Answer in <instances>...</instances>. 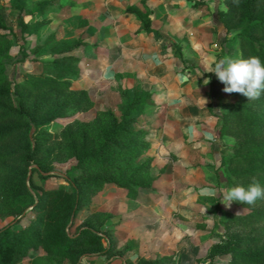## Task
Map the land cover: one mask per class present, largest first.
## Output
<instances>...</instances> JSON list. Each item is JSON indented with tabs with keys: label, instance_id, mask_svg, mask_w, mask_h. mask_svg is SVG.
I'll return each instance as SVG.
<instances>
[{
	"label": "rangeland",
	"instance_id": "rangeland-1",
	"mask_svg": "<svg viewBox=\"0 0 264 264\" xmlns=\"http://www.w3.org/2000/svg\"><path fill=\"white\" fill-rule=\"evenodd\" d=\"M21 2L0 0V15L12 30L7 34L14 61L8 75L18 80L38 70V60L48 58L54 42L80 38L71 50L77 59L70 81L71 86L85 89L88 103L45 122V129L53 133L46 156L24 159L34 136L32 126L22 129L9 145H0V152L17 148L13 157L0 158V226L31 223L36 214L25 203L36 200L37 192L59 185L71 190L70 180L80 182L93 173V164L84 170L75 165L61 130L75 121L101 119L107 110L118 115L126 96L139 89L149 90L151 96L133 125L146 130L148 147L131 162L149 157L150 163L146 186L130 188L134 197L110 181L92 192L79 188L88 199L69 214L64 230L74 234L87 227L100 237L97 250L81 243L73 248V258L64 259L37 245L14 264H205L217 247L242 236L227 216L248 209L236 201L226 209L219 202L221 189L233 187L221 160L231 154L234 138L212 128L223 103L234 96L225 93L224 85L209 72L217 59L237 56V28L225 32L216 17L215 10L225 8L223 0H103L92 12L103 16L105 25L65 24L51 29L44 24L33 34L26 28L23 37L17 24ZM140 12L148 14L154 27L148 34ZM52 30L56 36L42 45L41 53L33 54ZM18 45L27 53L22 61ZM205 79L210 81L207 85ZM154 105L156 110L149 111ZM74 133L75 137L78 132ZM210 143L219 146V173L201 164ZM22 180L27 191L22 190ZM204 189H214L216 195L205 196ZM216 258L227 260L229 255Z\"/></svg>",
	"mask_w": 264,
	"mask_h": 264
},
{
	"label": "trees",
	"instance_id": "trees-1",
	"mask_svg": "<svg viewBox=\"0 0 264 264\" xmlns=\"http://www.w3.org/2000/svg\"><path fill=\"white\" fill-rule=\"evenodd\" d=\"M29 3L35 4L34 8ZM223 3L228 11L217 8L215 13L225 32L237 28L235 58L256 56L264 63V0H239L238 6L232 0H223ZM21 7L17 24L23 37L26 28L30 27L33 34L47 23L46 14L57 11L59 4L56 0H25ZM140 19L145 32L153 29L146 12H140ZM0 29V145H9L22 129L32 126L34 136L24 159L28 161L40 154L46 156L51 149L47 145L52 142L53 133L45 129V122L63 115L69 108L88 103L85 89L71 86L70 81L76 74L72 63L77 59L71 50L81 40L54 42L48 49V58L38 60V70L15 80L8 75L14 61L7 34L12 30L1 15ZM52 36H56L53 30L45 35L33 54L41 53L40 48ZM20 46L18 60L22 61L27 53L20 50ZM150 96L147 89L135 90L118 106V115L107 110L101 119L75 121L64 126L60 134L68 140L75 165L84 170L93 164V173L85 175L80 182L70 180L71 190L59 185L37 192L36 200L25 203V206L32 205L36 214L31 223L20 228H14L9 222L1 225L0 264H14L30 247L37 245L45 253L64 259L73 258V248L81 243L97 250L100 244L97 234L87 227L68 234L64 230L65 221L78 203L88 199L79 194L81 186L92 192L101 182L110 181L124 187L129 197L135 195L131 187L146 186L150 158L145 157L137 163H132L131 158L145 153L148 147L146 130L135 128L133 124L136 116L144 112ZM157 107L154 105L149 111ZM217 118L220 135L228 134L234 138L231 154L221 160L226 168L227 182L233 187H247L255 178L264 187V93L255 100L234 93L232 100L223 103ZM75 130L78 134L74 137ZM16 151L17 148L5 149L0 152V158H11ZM20 183L22 190L27 191L23 180ZM242 205L248 210L240 215H228L227 221L243 235L228 238V242L217 247L205 264H264V199H258L254 205ZM42 225L44 228L39 229ZM226 253L229 259L216 258Z\"/></svg>",
	"mask_w": 264,
	"mask_h": 264
},
{
	"label": "clouds",
	"instance_id": "clouds-1",
	"mask_svg": "<svg viewBox=\"0 0 264 264\" xmlns=\"http://www.w3.org/2000/svg\"><path fill=\"white\" fill-rule=\"evenodd\" d=\"M232 2L237 6L239 4V0H232ZM224 11H228L226 6ZM209 72L214 73L224 85L225 93H239L247 97L248 100L259 99L264 93V63L259 57L251 56L245 59L223 56L210 66ZM209 82V79L203 81L205 85ZM203 194L208 197L216 195L214 189H204ZM258 199H264V187L253 178L247 187L237 185L221 189L219 202L227 209L234 201L254 205ZM174 259H178V257H174Z\"/></svg>",
	"mask_w": 264,
	"mask_h": 264
},
{
	"label": "crops",
	"instance_id": "crops-1",
	"mask_svg": "<svg viewBox=\"0 0 264 264\" xmlns=\"http://www.w3.org/2000/svg\"><path fill=\"white\" fill-rule=\"evenodd\" d=\"M25 0H22L21 5L24 3ZM59 4V9L57 11H51L46 14L48 18V22L45 23L46 27L49 28L55 26H62L65 24L71 25H79V24H87L88 26H96V25H103L106 23L103 19V16L99 17L96 15V12H92V10L96 9L98 6L102 5L103 0H56ZM31 4V3H29ZM35 4H31V7L34 8ZM105 25V24H104ZM152 26V24L150 23ZM44 26V24H43ZM152 30L149 32H145L146 34L152 32L154 27L152 26ZM48 29V28H47ZM52 29V28H51ZM94 30V29H93ZM92 30H89L90 32ZM91 37V36H90ZM83 39H87V36ZM217 116L213 119L214 125L212 126L213 130L217 132L218 124L216 122ZM217 135V134H216ZM216 144V143H214ZM209 144V152L205 157H203L201 163L207 169L213 171V173L217 171V165L219 160V146L218 145ZM217 161V162H216ZM206 162V164H205ZM191 163H195L191 161ZM218 180L221 179L218 177ZM90 254L85 253V257L88 258ZM82 258V257H81ZM79 261H82L81 259ZM81 263V262H80Z\"/></svg>",
	"mask_w": 264,
	"mask_h": 264
}]
</instances>
